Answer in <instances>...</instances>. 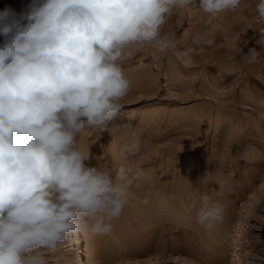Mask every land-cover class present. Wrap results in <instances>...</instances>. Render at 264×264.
I'll return each mask as SVG.
<instances>
[{
    "label": "clouds",
    "instance_id": "9594fccd",
    "mask_svg": "<svg viewBox=\"0 0 264 264\" xmlns=\"http://www.w3.org/2000/svg\"><path fill=\"white\" fill-rule=\"evenodd\" d=\"M243 0H32L20 14L0 13V264H48L47 252L82 232L109 234L133 186L147 172L132 163L88 166L77 143L85 124L119 131L131 80L123 63L143 49L153 61L182 64L215 44L196 31L181 49L165 26L174 12L196 7L209 16L234 13ZM256 12L264 18V0ZM235 55L243 53L231 45ZM254 48L243 55L255 63ZM133 140L124 159L138 151ZM219 196L220 193H216ZM225 219L213 195L200 197L194 222L212 232Z\"/></svg>",
    "mask_w": 264,
    "mask_h": 264
},
{
    "label": "rangeland",
    "instance_id": "374dc122",
    "mask_svg": "<svg viewBox=\"0 0 264 264\" xmlns=\"http://www.w3.org/2000/svg\"><path fill=\"white\" fill-rule=\"evenodd\" d=\"M31 2L0 0V13L7 9L18 15ZM257 2L243 0L236 12L215 17L194 6L174 12L165 31L175 35L178 47L190 46L196 31L212 33L215 44L199 48L188 65L171 54L153 61L148 48L136 53L123 63L131 90L109 122V127H124L100 133L85 124L84 132L77 134L78 145L91 154L88 166L132 163L147 172V179L131 189L122 214L134 228L115 234L120 241L109 245L111 253L101 254L102 264L153 256L161 260L155 264H235L237 254L241 264H264V190L259 191L264 183V18L256 12ZM231 45H239L243 53H231ZM253 48L261 55L248 63L243 55ZM133 140L139 142L138 151L124 159L121 149ZM156 194L177 201L183 212L139 217ZM204 194L227 207L237 223L234 234L242 237L238 253L226 244L220 261L207 257V251L214 252L209 244L215 240H201L190 218ZM250 200L254 204L247 212ZM240 224L245 226L242 235ZM72 238L46 253L48 264H79L81 253Z\"/></svg>",
    "mask_w": 264,
    "mask_h": 264
},
{
    "label": "bare ground",
    "instance_id": "6f19581e",
    "mask_svg": "<svg viewBox=\"0 0 264 264\" xmlns=\"http://www.w3.org/2000/svg\"><path fill=\"white\" fill-rule=\"evenodd\" d=\"M190 180V179H189ZM189 187V186H188ZM261 188L259 189V191H262V190H264V183H262V186H260ZM257 190V189H256ZM183 191V190H182ZM185 191V190H184ZM161 191H159V193L158 194H161L160 193ZM171 192V191H170ZM263 192V191H262ZM261 192V193H262ZM182 193V192H181ZM256 193H257V191H256ZM260 192H259V195L261 194ZM155 194V193H154ZM158 194H156V195H158ZM154 196V197H156L155 198V201H153V203L152 202H149V203H151L150 204V206H149V204L148 205H146V206H149V207H147L148 208V210L145 212L144 211V213L142 212H140V214L138 215V213H136L139 217H141V218H146V219H150L151 218V216L154 214V213H159V216H160V214H162V213H164V212H166V213H169V214H172V215H175L177 212H183V211H181V210H179L178 209V205H177V201H172V202H170L167 198H166V196L164 195V197L163 196H161V195H158V196ZM163 195V194H162ZM168 195V194H167ZM160 196V197H159ZM172 196V195H171ZM171 196H169V198L171 199ZM181 196V195H180ZM255 196H256V194H255ZM257 196H258V194H257ZM153 197V198H154ZM158 197V198H157ZM199 197V196H198ZM201 197V196H200ZM199 197V198H200ZM259 197V196H258ZM256 199L255 200H257V197H255ZM185 199V198H184ZM176 200V199H175ZM181 200V199H180ZM198 200V199H197ZM200 200V199H199ZM179 201V200H178ZM182 201V200H181ZM194 201H195V199H194ZM251 201V200H250ZM184 202V201H183ZM254 202V200H252L251 201V203L249 204V206H247L246 208V210H248L247 212H249V208L250 207H252V204H254L253 203ZM179 203V202H178ZM181 203V202H180ZM196 203V202H195ZM199 206H200V201L199 202H197V207H196V209H194L195 210V213H196V210L199 208ZM133 207V206H132ZM182 207V206H181ZM133 208H135V206L133 207ZM132 208V209H133ZM224 208H225V219H224V221H223V223H221L220 225H218L217 226V228L216 229H214L212 232H207V231H205L203 228H201L200 226H198L196 223V225H197V227L200 229V239L202 240H204V241H206V240H209V242H211V240L210 239H214L215 240V242L211 245V244H209L210 245V249H212V250H214V252H210V251H207V252H209L208 254H206L207 255V257H209V258H213V259H215L216 261H220L219 260V256H221L222 255V253H223V251L225 250V247H226V244H227V246H228V244H229V246L230 245H232L233 247H234V251L236 252V254L238 253V250H239V246L241 245V242H242V237H236L235 236V234H234V229L236 228L235 226H234V228H233V225H236L237 223H234V220H233V216L230 214V212H228V209H227V207L226 206H224ZM136 209V208H135ZM143 208H142V206H141V210H142ZM146 209V208H145ZM180 209H183V208H180ZM134 210V209H133ZM136 211V210H135ZM136 212H138V210L136 211ZM192 212V211H191ZM247 212L246 213H243V216L246 218V215H247ZM189 213V212H188ZM188 213H186L187 215H188ZM195 213L193 214V212H192V214L193 215H191L190 214V218H194V216H195ZM126 214V213H125ZM135 214V215H136ZM155 215H157V214H154V216ZM164 214H162L161 216H163ZM137 216V217H138ZM158 216V215H157ZM192 216V217H191ZM135 217V216H134ZM156 217V216H155ZM243 217V218H244ZM242 218V219H243ZM244 218V219H245ZM140 219V218H139ZM131 221V220H130ZM129 220H127V219H123L122 218V216L119 218V219H117V220H114L112 223H113V230L109 233V234H106V235H102V236H92V235H90V234H88L87 232H82V233H79V234H77V235H75V236H72V237H75V242L76 243H74V244H76L77 245V247L76 248H78V253L80 254L81 253V256L80 257H78V259H77V261H78V263L79 264H102V262H101V258H102V255L101 254H107L108 253V248H109V245H113V243L116 241V239H118L119 241H120V237L118 238L117 237V233H119L120 232V230H127L128 232L131 230V228H134V226L132 227V221L130 222ZM150 221V220H149ZM153 221V220H152ZM151 221V222H152ZM244 221V220H243ZM150 222V223H151ZM243 223V222H242ZM146 226V225H145ZM240 227H238V230H239V234L240 235H242V233H243V231H244V228H245V226H243V225H239ZM151 228V227H150ZM146 230H148V229H146ZM150 230V229H149ZM237 230V229H236ZM119 231V232H118ZM132 231V230H131ZM115 234H117L116 236H115ZM118 236H120V235H118ZM72 237H70V240L69 241H72L73 240V238ZM121 237H122V235H121ZM123 241V240H122ZM117 242V241H116ZM115 242V243H116ZM72 243V242H71ZM73 244V243H72ZM117 244H118V242H117ZM116 244V245H117ZM115 245V246H116ZM121 245V244H120ZM74 246V245H73ZM71 247H72V245H71ZM113 247V246H112ZM75 248V247H74ZM75 248V249H76ZM72 249V248H71ZM117 249V248H116ZM115 249V250H116ZM209 249V250H210ZM120 250V249H119ZM208 250V249H207ZM77 251V250H76ZM101 251H103L102 253H99V252H101ZM117 251V250H116ZM247 251H248V249H247ZM110 252V251H109ZM117 252H120V251H117ZM75 253V252H74ZM111 253V252H110ZM114 254V253H113ZM112 254V255H113ZM108 255V254H107ZM111 255V254H110ZM79 256V255H78ZM104 256V255H103ZM159 256L161 257V259H162V257H163V254H162V256L159 254ZM171 256V255H170ZM111 258H112V256H110ZM158 257V256H157ZM154 258V256L153 257H148L147 259H145L146 261H144L143 259L142 260H140V259H136V260H127V261H123V262H121V263H117V264H144V262H145V264H155L156 263V261L159 259V261H161L160 260V258L158 257V258ZM165 257V256H164ZM169 257V256H168ZM104 258V257H103ZM102 258V259H103ZM170 258V257H169ZM236 262H235V264H241V261H240V258H239V255L237 254L236 255ZM108 259V258H107ZM173 259V258H172ZM164 260V259H163ZM171 260V259H170ZM178 260H182V259H178ZM184 260V259H183ZM144 261V262H143ZM185 262H188V260L186 261V260H184ZM158 262V261H157Z\"/></svg>",
    "mask_w": 264,
    "mask_h": 264
}]
</instances>
